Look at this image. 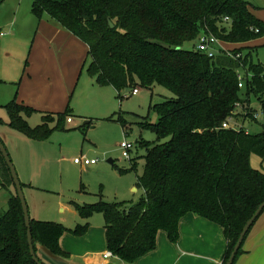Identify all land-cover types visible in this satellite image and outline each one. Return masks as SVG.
Returning <instances> with one entry per match:
<instances>
[{"label": "trees", "instance_id": "16d2710c", "mask_svg": "<svg viewBox=\"0 0 264 264\" xmlns=\"http://www.w3.org/2000/svg\"><path fill=\"white\" fill-rule=\"evenodd\" d=\"M250 8L258 9L246 0L31 1L37 20L46 19L87 45L86 71L97 85L111 86L119 98L123 89L154 85L174 95L150 104L158 116L156 123H139L156 136L153 142L139 141L145 148L143 172L135 184L142 191L140 198L77 205L84 220L94 211L102 213L107 249L126 263L152 251L160 230L176 242L180 219L191 213L222 227L226 246L221 264H226L243 226L264 200V170L252 167L249 160L251 154L264 159V124L255 134L221 128L234 111L255 121L253 99L264 116V68L253 59L255 46L249 44L264 36V21ZM203 33L229 45L234 56L220 51L209 57L196 45L185 49ZM238 53L241 57L235 56ZM240 72L246 76L242 88ZM5 107L9 128L36 141L64 128L71 113L67 104L60 112L43 114L41 123L31 127L26 117L34 108L15 98ZM55 119L57 125L50 127ZM117 121L126 133V121L121 116ZM128 161L134 169L136 161L130 157ZM0 186L13 188L6 210L0 212V264H37L29 252L20 200L1 152ZM87 228V221L67 228L30 217L33 247L43 264L37 246L67 256L59 244L61 235H82ZM243 243L232 264L243 253Z\"/></svg>", "mask_w": 264, "mask_h": 264}, {"label": "rangeland", "instance_id": "374dc122", "mask_svg": "<svg viewBox=\"0 0 264 264\" xmlns=\"http://www.w3.org/2000/svg\"><path fill=\"white\" fill-rule=\"evenodd\" d=\"M246 1L258 7L255 9L259 10L256 15H264V0ZM26 7L27 11L31 9V0H28L25 6L22 3V8ZM3 17L4 15H0V22ZM28 18L31 24L25 23L19 28L20 25L17 23L10 27L9 33H6V27L0 23V29L5 31V34L0 36V139L16 168L19 179L22 177L21 163L29 158L31 162L36 161L35 157L39 160L40 171L35 175L36 182H33V185L36 186L37 183L40 188L31 197L26 189L23 190L30 217L74 227L77 223L83 222L77 205L99 200L108 203L135 202L140 198L142 191L135 184L137 175L143 172L145 148L139 146V141L143 139L153 142L156 136L151 129L140 127L139 123L145 120L156 123L158 116L149 109L150 104L160 103L174 95L162 86L154 85L152 88H138L135 95H131V88L123 89L119 98L111 86L97 85L84 66L77 87L72 89L63 105L65 108L69 104V108L72 109L69 114L72 116L71 122L64 120V128L53 130L45 141L32 140L12 131L7 125L8 113L5 104L12 99L13 96L8 97L11 90L16 87L8 77L17 71L19 74L15 81H19L21 65L30 50L37 24L34 23L31 11ZM197 40L198 38L184 45L185 49H192ZM253 45L255 46L253 59L260 62L264 68V39ZM88 61L89 59L87 63ZM251 105L254 108L260 107L254 99ZM56 107L57 104L53 102L46 111L64 109ZM119 116L126 121V133L117 121ZM26 120L28 125L34 127L41 123V114L33 112ZM88 120L90 123H84ZM262 124L264 116H260L257 121L247 119L244 122L245 128L252 134L262 131ZM56 125V119L49 123L50 127ZM124 141L133 144L129 155L137 163L134 169H131L129 158L122 156L120 144ZM81 157L95 159L96 162L89 166L74 163V158ZM249 160L252 167L264 169V159L251 154ZM20 181L22 182L21 179ZM11 190L13 191V188L0 186V212L6 210ZM62 205L67 209L62 210ZM261 216H264V210L259 217ZM87 223L96 229L103 228L102 213L94 211L87 218ZM255 254L257 255L256 252ZM238 258L235 264L239 263Z\"/></svg>", "mask_w": 264, "mask_h": 264}, {"label": "crops", "instance_id": "0c3cea01", "mask_svg": "<svg viewBox=\"0 0 264 264\" xmlns=\"http://www.w3.org/2000/svg\"><path fill=\"white\" fill-rule=\"evenodd\" d=\"M27 1L5 0L0 5V15H4L0 23L6 27V33H9L10 27L17 23L20 25L19 28L25 23L31 24L28 18L31 9L27 11V7L22 8V3L25 6ZM250 10L258 19L264 21V15H256L259 10L252 8ZM35 22L37 28L35 27L27 58L21 65L19 81H15L19 74L17 71L8 77L16 87V90L14 88L11 90L8 98L13 96L12 99L31 106L42 116L60 112L57 110L48 112L46 109H50L53 102L58 106L56 109H61L72 89L77 87L88 60V47L69 31L46 19L39 21L34 17ZM4 32L0 29V36L4 35ZM263 39L264 36L249 44L253 45ZM35 160L31 162L29 158L21 163L20 169L23 190L26 189L30 197L40 188L37 183L36 186L33 185V182H36L34 177L40 171L39 160L37 157ZM62 207V210L67 209L64 205ZM84 221L87 219H83ZM66 227L73 228L68 225ZM59 244L67 256H49L39 249L38 255L46 264H221L226 240L221 226L188 213L179 221V236L176 242L169 241L166 232L160 230L156 235V247L134 263H126L113 254L104 257V253L108 251L104 226L100 229L93 225L88 226L82 235L65 232L61 235ZM243 245V253L238 258V264H264V216L254 222Z\"/></svg>", "mask_w": 264, "mask_h": 264}, {"label": "built area", "instance_id": "2783aa9c", "mask_svg": "<svg viewBox=\"0 0 264 264\" xmlns=\"http://www.w3.org/2000/svg\"><path fill=\"white\" fill-rule=\"evenodd\" d=\"M227 17H224V20H227ZM256 32L258 31L257 29L255 30ZM196 49L200 52L205 53L209 57H213L216 53L220 51H225L226 54L230 57L234 56V53L229 49V45H226L223 41L217 39L214 37L212 34H201L198 37L197 44H196ZM241 53L236 54V57H241ZM245 73L240 72L238 73V87L242 88L244 86V81H245ZM138 93V89L135 88L131 91V95H135ZM239 104H236V109H238ZM253 106V105H251ZM250 107V106H249ZM248 107V108H249ZM250 109V108H249ZM238 115V116H237ZM262 111L260 108H255V112L253 113V120H257L260 116H262ZM247 120L244 118H241L240 115L238 114L237 111H234L233 114L229 115L222 123H221V128L225 129H231L234 131H240L241 129H244L246 133H248V130L245 128L244 122ZM67 122L71 121L70 117L66 118ZM121 150H122V156L129 158V151L132 149L133 144L130 142L124 141L120 144ZM74 163L80 164L82 166H89L92 165L96 162L95 159H88L86 157H81V158H74L73 159ZM111 254L110 251H107L104 253V257H109Z\"/></svg>", "mask_w": 264, "mask_h": 264}, {"label": "water", "instance_id": "95a60500", "mask_svg": "<svg viewBox=\"0 0 264 264\" xmlns=\"http://www.w3.org/2000/svg\"><path fill=\"white\" fill-rule=\"evenodd\" d=\"M112 26V23L110 24ZM161 47L164 48H169V45L164 44V43H160ZM0 152L1 155L6 163V165L9 168L10 171V175L13 181V184L15 186L16 189V193L17 196L20 200V204H21V208H22V212H23V219H24V224L26 227V233H27V242H28V247H29V252L32 256V259L37 263V264H43L39 258L37 257L34 247H33V241H32V233H31V229H30V215H29V211H28V206H27V202L24 196V192H23V187L21 184V181L18 177V173L16 171V168L14 167L9 154L3 144V142L0 139ZM264 209V200L260 203V205L257 207V209L255 210V212L253 213V215L247 220V222L245 223V225L243 226L238 239L230 253V256L226 262V264H232L233 259L236 255V252L238 251V249L240 248L244 237L246 235V233L248 232L249 228L252 226L253 222L255 221V219L257 218V216L262 212V210ZM40 249L42 251H44L46 254H48L49 256H53L52 252L45 246H40Z\"/></svg>", "mask_w": 264, "mask_h": 264}]
</instances>
